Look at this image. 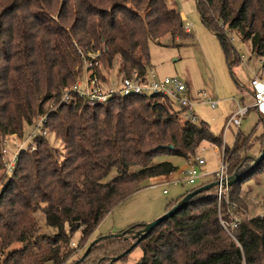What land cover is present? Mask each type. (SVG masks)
<instances>
[{"label": "trees", "instance_id": "obj_1", "mask_svg": "<svg viewBox=\"0 0 264 264\" xmlns=\"http://www.w3.org/2000/svg\"><path fill=\"white\" fill-rule=\"evenodd\" d=\"M202 23L216 35L232 68L242 62L230 34L250 42L252 53L264 56V0H196ZM0 250L1 264H67L76 248L74 234L92 236L121 202L143 189L149 179L168 177L178 167L158 156L194 159L204 142L223 146L206 122H182L168 98L160 95L115 97L90 106L82 99L61 102L63 92L81 73L89 53L100 52L102 70L129 75L150 69V45L169 35L187 39L190 33L177 3L170 0H0ZM56 13V14H55ZM85 56V59L81 55ZM99 72V74H101ZM54 102L57 109L46 112ZM47 115L45 127L62 141L64 152L37 137V149L23 150L12 175L2 174L4 140L23 137L27 126ZM264 133L255 139L261 142ZM248 138L236 136L224 158L229 176L245 173L257 156L243 157ZM264 149V148H263ZM263 151V150H262ZM262 151L260 153H262ZM228 190L230 206L219 208L216 189L193 197L189 204L158 225L137 247V264H264V216L247 217L242 185ZM116 175L110 178L112 172ZM214 182L196 184L168 205L167 212L187 194ZM240 219L232 236L222 221ZM38 213L55 233H43ZM137 232L140 225L127 230ZM18 249L9 250L14 244ZM135 239L110 235L93 246L80 264L104 250L98 264L128 252ZM80 261V260H79ZM78 262V261H77ZM115 263V262H114Z\"/></svg>", "mask_w": 264, "mask_h": 264}, {"label": "rangeland", "instance_id": "obj_2", "mask_svg": "<svg viewBox=\"0 0 264 264\" xmlns=\"http://www.w3.org/2000/svg\"><path fill=\"white\" fill-rule=\"evenodd\" d=\"M170 2L177 3L180 11L185 14V25L187 23L191 24L190 37L187 39H173L167 35L157 42H152L150 45L151 64L159 76L178 78L185 82L188 85L191 96L199 98L202 93H206L207 100L217 103L215 109H212L208 104H196L195 106L199 123L206 122L212 133L223 140L222 147L204 142L195 156V158H201L206 161L203 171L209 177L200 181H209L211 179L210 176L221 168L225 148H233L238 134L249 139L247 151L241 152L243 157L248 155L249 157L257 156L258 158L264 148V139L261 142H255V139L264 133L263 108L251 109L243 119L240 127H236L233 124L229 125L230 117L235 112L237 103L244 105L250 102V81L253 71L259 69L261 66L259 63L261 58L252 54L250 42H242L238 34L233 32L230 34V39H233L231 42L238 54L244 56V58L242 62L230 68L219 39L202 23L196 0H170ZM113 70L111 69L110 71ZM116 71L117 68L114 74H116ZM55 109H57V105L54 102L46 103V112L50 113ZM34 125L26 127L23 137L13 136L4 140L5 148L8 150L6 158H9L10 155L21 148V144L27 140V147L30 144L36 145V136L40 134L36 131L35 136H33ZM46 139L50 147L59 154H63V143L55 137L54 133L48 130ZM5 141H7L6 144ZM194 159L187 161L181 157L166 155L156 157L153 162L154 165H158L164 161L178 163V170L174 174H176V178H179V184L177 186L169 184L163 187L155 185L156 181L153 179L146 181V185L153 183L152 186L136 192L121 202L103 219L92 236L82 240L81 232L74 234L71 246L76 248V252L67 264H74L79 261L85 254L88 246L100 235H117L126 231L132 225L151 223L142 222L141 219H146L147 221V219H151L156 213H162L161 211L168 209L167 207L171 202L179 199L193 187L186 185L181 180L184 178L183 170ZM231 163L229 162V167H231ZM3 173L5 172L2 171ZM115 175L116 172L113 171L110 178ZM2 188L3 186H0V191ZM166 189L168 190V194L163 193ZM241 196L247 206V217L264 216V169L256 178L242 185ZM164 214H160L158 218ZM38 224L42 228L43 233L50 234L56 232L55 229L47 225L46 218L41 213H38ZM20 247L21 244L17 243L12 245L9 250ZM104 252V250L95 252L90 259L91 262L88 264H98ZM142 256V249L136 247L125 259L113 264H137ZM4 260L5 256L2 255V251L0 250V264Z\"/></svg>", "mask_w": 264, "mask_h": 264}, {"label": "built area", "instance_id": "obj_3", "mask_svg": "<svg viewBox=\"0 0 264 264\" xmlns=\"http://www.w3.org/2000/svg\"><path fill=\"white\" fill-rule=\"evenodd\" d=\"M191 24L185 25V31L190 32ZM233 41V39H231ZM253 54V53H252ZM85 59V56L81 54ZM254 55V54H253ZM100 52L89 53L88 59H85L83 69L79 74L77 81L70 87H68L62 95L61 102L64 104H70L77 99H82L87 102L90 106L103 105L112 100L115 97H129L134 95H160L164 98H168L172 103V110L178 113V116L182 122H190L194 124L199 123V118L196 114V104H208L212 109H215L217 103L211 100H207L206 93H202L199 102L194 100L190 95L188 85L179 80L178 78L172 77H161L152 68L148 73L143 76L137 70H133L129 75L125 72L120 71L117 66L116 74L114 71L100 70L102 69L101 63L98 61ZM244 56H241L243 59ZM261 60L260 68L254 70L251 77V90H250V102L248 104L241 105L237 103L235 112L231 115L229 125L233 124L236 127H240L243 119L250 112L251 109H264V56L259 57ZM99 72L101 74H99ZM197 102V103H196ZM48 120L47 115L40 116L34 125L33 136L38 131L40 135L37 137H46L48 129L45 124ZM17 137L16 135H14ZM13 137V136H10ZM8 137V138H10ZM7 138V139H8ZM6 139V140H7ZM27 141L23 142L21 148L16 150L9 158L8 150L4 145L2 149V157L5 165V173L12 175L16 169L19 161V155L23 150H30L31 152L37 149V145L30 144L27 147ZM7 141H5V144ZM206 165V161L201 158H195L184 170V178L181 182L186 185L195 186L198 181L205 176L203 168ZM229 162L223 156V163L219 171L214 173L212 177L214 182H219L220 185L216 188L219 208L223 201L230 206L228 198V174ZM169 184L178 185L179 180H172L162 184L167 186ZM168 190H164V194H167ZM234 220L230 223L222 221L224 229L232 236V232L238 226L240 219L235 215L234 211L231 212Z\"/></svg>", "mask_w": 264, "mask_h": 264}, {"label": "water", "instance_id": "obj_4", "mask_svg": "<svg viewBox=\"0 0 264 264\" xmlns=\"http://www.w3.org/2000/svg\"><path fill=\"white\" fill-rule=\"evenodd\" d=\"M264 160V149L262 153L258 156V158L255 160L254 164L243 174L241 175H233L228 177V187L230 188L236 183L242 182L245 178L250 176L253 171L259 167V165ZM220 185L219 182H212L210 184L201 186L191 193L187 194L176 206H174L172 209H170L168 212H166L163 216L159 217L155 221L148 223V224H140L142 227L141 230L134 232L132 230H126L120 234L113 235L116 238H124V239H135V243L131 246V248L128 250V252L134 250L138 244L141 242L142 239H145L158 225H160L163 221L171 218L176 213H178L180 210H182L184 207H186L190 200L195 197L196 195L203 193L205 191H209L211 189H216ZM109 236H101L97 239H95L87 248L85 254L80 259V261L74 263V264H80L85 260V258L89 255L90 251L92 250L93 246H95L97 243L101 242L102 240L107 239ZM125 254H122L121 256L117 258H113L111 261L117 262L119 261Z\"/></svg>", "mask_w": 264, "mask_h": 264}, {"label": "crops", "instance_id": "obj_5", "mask_svg": "<svg viewBox=\"0 0 264 264\" xmlns=\"http://www.w3.org/2000/svg\"><path fill=\"white\" fill-rule=\"evenodd\" d=\"M181 16H182V19H183V21H184V24H185V19H186V17H185V14L184 13H182L181 12ZM191 95V94H190ZM194 100H196L197 102L200 100V97L198 98V97H193V96H191ZM168 162H171V163H173L175 166H177L178 165V163L177 162H174V161H168ZM186 169V168H185ZM184 169V170H185ZM184 170H183V172H184ZM205 174V176L203 177V178H201L200 180H205V178H207V177H209L206 173H204ZM213 175V174H212ZM211 178H212V176H210ZM153 180H155L156 182L154 183L155 185H161L162 186V184H164V183H166V182H169V181H172V180H179V178H176V174H172V175H170V176H168V177H160V178H153ZM198 181V184L200 183H203V182H206V181H203V182H201V181ZM152 184L153 183H151V184H148V185H146L143 189H141V190H144V189H146L147 187H149V186H152ZM177 186V185H176ZM163 187H165V186H163ZM164 193V192H163ZM168 194V193H167ZM114 210V209H113ZM112 210V211H113ZM167 209H165V211H161L162 213H156V215H153V217L151 218V219H147V221H146V219H141V221L142 222H145V223H147V222H153L154 220H156L157 218H158V216H160V214H164V212H167L166 211ZM111 211V212H112ZM110 214V213H109ZM150 220V221H149ZM141 221H139V222H141ZM99 237H101V235L99 236ZM98 237V238H99Z\"/></svg>", "mask_w": 264, "mask_h": 264}]
</instances>
